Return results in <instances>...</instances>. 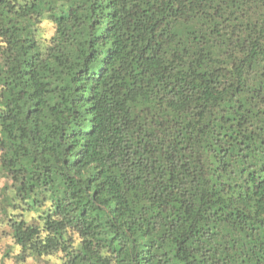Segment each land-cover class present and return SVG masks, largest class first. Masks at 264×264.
<instances>
[{
  "label": "trees",
  "instance_id": "trees-1",
  "mask_svg": "<svg viewBox=\"0 0 264 264\" xmlns=\"http://www.w3.org/2000/svg\"><path fill=\"white\" fill-rule=\"evenodd\" d=\"M0 180L17 264H264V0H0Z\"/></svg>",
  "mask_w": 264,
  "mask_h": 264
},
{
  "label": "rangeland",
  "instance_id": "rangeland-1",
  "mask_svg": "<svg viewBox=\"0 0 264 264\" xmlns=\"http://www.w3.org/2000/svg\"><path fill=\"white\" fill-rule=\"evenodd\" d=\"M55 28L50 20H44L40 27V36L44 43H47L54 34ZM2 180V179H1ZM0 180V186L2 181ZM28 216H32L29 214ZM17 248L13 246L10 237L4 236L0 239V264H17ZM62 254L55 253L43 258L29 257L25 264H61ZM18 264H23L19 263Z\"/></svg>",
  "mask_w": 264,
  "mask_h": 264
}]
</instances>
